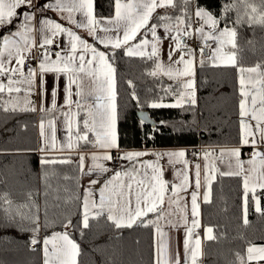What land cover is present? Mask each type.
Wrapping results in <instances>:
<instances>
[{"label":"snow or ice","instance_id":"6c2138e0","mask_svg":"<svg viewBox=\"0 0 264 264\" xmlns=\"http://www.w3.org/2000/svg\"><path fill=\"white\" fill-rule=\"evenodd\" d=\"M241 3L245 0H240ZM194 0H181L180 14L172 17L165 14L156 16L159 23H152L154 14L159 8L177 7L175 0H115L114 15L109 17H97L94 12V0H55L54 3H44L38 6V0H0V94L7 92L10 99L3 101L0 96V106L8 110L11 104L12 110H16L19 104V95L13 97L12 93H25L23 111H35L36 108L30 96L39 89L43 97L46 93V74H54L56 79L61 75L66 78L64 87V103L69 107V112H63L67 125L66 141L61 144L60 151L67 150L68 157L57 161L56 158L48 159L42 157L41 165L53 163H71L70 154L78 150L81 141L91 143L98 149L91 154L92 164L85 172V155L79 153L78 167L82 175L92 176L89 187L83 189L82 208L79 223H73L71 218L62 224L63 231H52L50 235L43 237V264H78L77 257L80 254V246L73 238L76 231L83 235V229L89 227V220L96 219L106 214L107 220L111 221L116 228H132L137 224L155 226V232L159 237L156 243L155 264H197L200 255L201 240L194 233V229L200 227L197 219L199 212L198 195L201 188H204V202H209L211 183L215 179L218 169L215 165L207 162L203 166L195 165L194 190L191 191V227H185V238L183 240V261L180 253L172 252L168 243V233L164 232L157 221L164 218L162 205L167 202L179 205L180 193L186 192L190 186L189 172L181 170L176 172L180 183H173L168 194V183L162 178V166L159 161L167 157L168 163L174 165L183 163L187 169L189 161L185 158V151L154 152L157 157L155 162L144 161L140 168L136 167L138 158L148 155L142 151H128L121 153L117 143L116 124L118 119L115 104V72L114 67L116 50L122 49L128 57L146 58L154 62V68L148 72L156 77L158 74L175 80L180 89L175 102L164 104L151 102L149 107H183L185 104H196L195 89V53L196 50L188 46L185 38H193L202 43L200 52V66L204 64L205 48H208L211 55L208 59L212 66L236 68L239 83V124L240 144L251 145L253 152L247 161L242 160L240 148L221 149L220 159L227 154L234 158L235 168L232 160L229 161L228 172H221L220 175L242 176L243 178V217L244 223L248 224L249 194L254 204L255 212L264 215V208L261 207V197L257 195V189L264 191V151L258 150L264 147V66L256 64L254 67H244L237 61V27L247 24L252 27L254 24L264 26V12H259L255 6L251 7V13L245 11L244 15L237 14L234 21H228V13L235 9L236 4H224L221 8V15L215 16L213 12L205 7L196 6L194 13L190 12L188 5ZM264 3V0H262ZM48 9L58 13H67V21L77 28L87 29L93 38L89 43L76 34L72 29L63 26L51 18H41L40 27L34 29L36 13ZM79 13L80 19H75ZM258 13V14H257ZM193 15L195 23L194 27ZM61 18H64L63 15ZM17 21H19L17 23ZM223 22V27L221 23ZM15 25V31H7L9 26ZM163 28L164 35H158V29ZM40 33L38 47L43 49L36 57L29 54L36 42L32 38L33 32ZM7 31V34L4 32ZM151 36V40L148 36ZM144 37L141 39L140 37ZM64 37L66 42L61 46L55 44L59 50L55 52V59H52L48 46H52L56 38ZM169 40L168 62L165 64L161 59L162 43ZM211 42V43H209ZM96 45H103L104 49L99 50ZM214 45V47H213ZM150 49V50H149ZM179 57L174 59L176 54ZM90 57V58H89ZM35 59L36 67L30 63L25 71L26 60ZM14 61V63H13ZM182 66V67H181ZM7 80V83L3 82ZM131 85V81H129ZM75 86V91H73ZM171 92V86L164 90ZM52 108H44L41 111L52 112L57 108L56 96L57 87L51 90ZM73 96L76 97L73 100ZM133 98L137 99L135 94ZM162 99V98H161ZM75 105L76 112L71 111ZM87 104V109L84 105ZM84 113L82 129L76 124L74 117ZM146 118L141 119V124ZM253 121L255 123H253ZM49 127L52 129L51 142L47 141L44 132V123L41 121V136L45 138V144L41 151L46 152L56 149V129L53 120H50ZM163 123V122H162ZM74 128L76 129L74 131ZM91 134L94 140H90ZM117 149L118 155L113 157L111 149ZM210 153H204L207 161ZM127 160L131 167L122 170L109 169L104 161ZM245 164L249 167L245 168ZM141 168L144 169L141 175ZM147 169L152 170L149 177ZM108 172L114 174L103 181L100 185V178ZM46 179V176L44 177ZM99 186V200L94 198V187ZM47 195V193H45ZM31 198V196H30ZM80 199L79 196L76 197ZM134 201V206H133ZM6 203H11L6 200ZM26 207V206H25ZM39 208L31 216L21 215V219L30 220L34 227L31 243H41L39 233L41 224L39 219ZM155 215L156 220H148V214ZM7 223L15 224V216L8 209H5ZM171 224V222L169 221ZM82 225V228L80 227ZM187 225V220H185ZM45 228L50 227L47 220V209H45ZM173 228L176 225H171ZM213 229L205 227V239H215L212 235ZM35 250V249H33ZM248 264H261L264 261V244H249L246 249ZM239 257V254H237ZM240 264H244L243 257H239Z\"/></svg>","mask_w":264,"mask_h":264},{"label":"trees","instance_id":"16d2710c","mask_svg":"<svg viewBox=\"0 0 264 264\" xmlns=\"http://www.w3.org/2000/svg\"><path fill=\"white\" fill-rule=\"evenodd\" d=\"M113 2L94 0L95 15H110ZM175 3V9L169 7L164 13L156 14L151 22L159 23L157 15H179L181 0H175ZM226 3L236 4L235 9L228 13V21H234L237 14L244 15L246 10L251 13L252 6L257 7L258 13L264 12L262 0H245L243 3L240 0H194L188 8L192 12L199 5L219 17ZM220 26L223 27V22ZM237 32L238 64L251 67L259 63L264 66V26L244 24L237 27ZM114 67L120 148L240 144V96L236 68L216 67L204 60L203 66L199 64L195 72L194 106L151 108V102L175 100L174 93L181 90L180 85L159 74L156 77L149 75L148 72L154 68L153 61L125 56L122 49L116 50ZM169 86L171 92L166 94L164 90ZM7 107L5 111L0 106V264H42L41 243H31L34 225L30 220L21 219L17 213L31 216L37 214L36 208H39L40 241L52 231H63L62 224L68 218L79 223L82 210L80 199L76 197H80V169L72 160L71 163L42 166V157L59 161L69 155H39L36 122L40 115L35 111ZM141 110H147L150 117L160 124H141L136 114ZM79 127L82 129V123ZM81 147H88V144L82 143ZM257 195L261 197V207L264 208V191L258 189ZM243 197L240 176L216 175L211 183L209 202L201 207L202 224L211 227L215 237L203 241L202 264H240L239 257H243L244 264H247L249 244H264V215L255 212L250 193L249 222L245 224ZM6 200L11 203H6ZM5 209L15 216L14 225L7 223ZM45 209L51 225L48 228L43 226ZM73 238L80 246L78 264H154L152 225L137 224L132 228L118 229L103 215L90 219L83 235L76 231Z\"/></svg>","mask_w":264,"mask_h":264},{"label":"crops","instance_id":"0c3cea01","mask_svg":"<svg viewBox=\"0 0 264 264\" xmlns=\"http://www.w3.org/2000/svg\"><path fill=\"white\" fill-rule=\"evenodd\" d=\"M55 0H38V6L43 5L44 3H54ZM114 3L115 0L113 2V12L110 15H114ZM196 8V7H195ZM193 9L192 13H194ZM168 8H159L157 9L156 14L158 13H164ZM154 14V16L156 15ZM63 15L64 18H61V16ZM108 16H97V17H109ZM41 18H51L59 23H61L63 26L68 27L70 29H72L74 32H76L77 35H79L80 37H82L84 40H86L89 43H93V38L89 35L87 29L84 28H77L75 27L73 24L68 23L67 21V13L61 14L58 13L56 11H53L51 9H48L44 12H37L36 13V21L34 22V29H38L40 27L39 25V20ZM75 19L79 20L80 14L77 13L74 17ZM19 21H17L18 23ZM193 22H194V27L198 26L195 23V17L193 15ZM15 25L9 26V29L7 31H15ZM7 31L4 32V34H7ZM158 35L163 36L164 35V31L163 28H159L158 29ZM32 38L33 40L36 42V46H34L32 48L31 54L33 57H36L40 52L43 51V49L39 48V42H40V33L38 31L33 32L32 34ZM141 39H143L144 37H140ZM57 42H59L61 44V46H63V44L66 42V38L64 37H60V38H56ZM148 39L151 40V36H148ZM194 41L199 42L195 39V37L192 38ZM169 40H164L162 43V52H161V59L162 61L167 64L168 62V47H169ZM201 44V47L203 46L201 42H199ZM211 43V42H209ZM99 50H104V51H111V49H104L103 45H96ZM214 47V45H213ZM150 50V49H149ZM124 52V51H123ZM205 59L209 62L210 65L211 61L208 59V56L211 55L210 51L208 48H205ZM179 57V53L176 54V56L174 57V59ZM52 59H55V53L52 54L51 56ZM90 58V57H89ZM195 60H196V64H195V72H196V68L197 66L200 64V52L199 50H196L195 53ZM14 63V61H13ZM31 65L33 67H36L37 65V61L35 59H33V62L31 63ZM182 67V66H181ZM254 67V66H251ZM27 70V68H25V71ZM162 77H165L167 79H169L167 76L159 74ZM46 79V88L47 91L46 93L43 95V97L39 94V89L36 90V92H34L31 96L30 99L33 103V106L36 108L35 113L37 115H40L37 119L36 122V138H37V153L39 155H44V154H50V155H69V152L67 150L61 152L60 146L62 143H64L66 141V137H67V125L65 122V117L63 116V112H69V107L65 105L64 103V97H65V93H64V87L66 84V78L61 75L59 77V79H56L54 74H46L45 76ZM172 80V79H171ZM4 83H7L6 79H3ZM237 82H238V76H237ZM57 87V96H56V105L57 108L55 110H53L52 112H45V111H41V106H43L44 108H52V96H51V90L53 87ZM195 89H196V79H195ZM238 90H239V83H238ZM73 91H75V86H73ZM3 97V100L6 102L10 99L9 95L7 94V92L0 94ZM19 95V104L17 109H23L24 108V98H25V93L21 92L19 94L16 93H12V96L15 97ZM76 97L73 96V100H75ZM115 104H116V93H115ZM8 106L11 107V104H9ZM87 104L84 105V109H87ZM71 111L72 112H76V107L73 104L71 106ZM238 112H239V107H238ZM46 114V117H42L41 115ZM81 119H79V116L74 117L76 124L79 126L80 123H82L83 119H84V113L83 111H81ZM53 120L54 124H55V135H56V149L54 150H49L46 152H42L41 148L42 146L45 144V138H47L48 142H51V137H52V129L49 127V121ZM41 121H43L44 123V132H45V138H42L41 136ZM253 123H255L253 121ZM76 129L74 128V131ZM116 131H117V143H118V128H117V124H116ZM90 136V140H94V137L91 136V134H89ZM84 144L85 142L81 141L79 146H78V150L77 151H73L71 152V157L75 159L74 161H76L77 163L79 162V153H83L85 155V172L87 171V167L89 165L92 164V161L90 159V156L92 153L97 152L98 149H96L95 147L92 146L91 143H86L88 144V147L82 148L81 144ZM232 148H240L241 151V159L247 161L248 159L251 158L250 156H247L245 153L246 151H253V148L251 145H246V146H242L241 144L238 145H230V146H217V147H213V146H197L195 148H185V147H138V148H120L119 147V151L121 153L123 152H128V151H142V152H147L148 155L142 156L140 158H138V160L135 162L136 163V167L140 168L142 162L144 161H152L155 162L157 160V157L152 155L151 153L154 152H167V151H180L183 150L185 151L186 155L185 158L187 161H189V165L188 168L185 169L183 163H176L174 165H170L168 163V159L167 157L163 158L162 160L159 161V166H162V170H163V176L162 178L168 183V194L170 195V189H171V185L173 183L179 184L180 183V179L177 178L176 176V172L177 171H181V170H186L189 172V188L186 192H181L180 193V201H179V205L177 206L176 204H172L171 206H169L168 202H167V195L165 197V203L162 205L163 211H164V218L157 221L158 225L161 227V229L168 233V243H169V247L170 250L172 252H179L180 256H181V261H183V240L185 238V227H191V221H192V215H191V191L194 190V172H195V165L196 164H200L201 165V173L203 176V166L204 164L207 162L210 166L211 165H215V167L218 169V171L215 174V177L217 174H220L221 172H228L230 171L229 169V161L232 160V165H233V169L235 168V161L234 158H230L227 154L224 155L223 157V162H221L220 159V152L221 149H232ZM258 150L260 151H264V147L259 148ZM208 152L210 153V155L208 156L207 161H205L204 159V153ZM111 155L113 157H116L118 155V151L117 149H111ZM105 164L106 167H108L109 169H115V170H122V166L124 168H130L131 165L129 163V161L127 160H119L118 164H113L112 161H104L103 162ZM249 167L247 164H245V168ZM143 171L144 169L141 168V175H143ZM148 175L149 177L152 174V170L151 169H147ZM114 173L113 172H108L105 173L101 178H100V185L103 184V181L105 179H109ZM96 176L95 174L92 176H88V175H82L81 171H80V175H79V182H80V202H81V213L83 212V208H82V199H83V189L88 188L89 187V181L90 179H95ZM241 181H242V188H243V178L242 176H240ZM213 182V181H212ZM100 185H96L93 186L94 187V198L98 201L99 200V186ZM258 190V189H257ZM203 192H204V188H201L199 191V195H198V203H199V215L197 217V219L199 220L200 223V227L194 229V233L196 235H198L200 237L201 240V245H200V255L198 256V261L197 264H202L201 263V259H202V255H203V241H204V237H205V233H204V229L206 226H204L202 224V218H201V207L202 204L205 203L204 199H203ZM210 196H211V189H210ZM210 199V197H209ZM133 206H134V201H133ZM254 206V204H253ZM106 215V214H105ZM148 220H156V217L154 214L149 213ZM185 220H187V225H185ZM169 221L171 222V224L169 223ZM171 225H176L177 227L173 228ZM153 226V245H154V264H155V259H156V243L159 239V237L157 236L156 232H155V226ZM43 241V239H42ZM41 241L40 244V251H41V262L43 264V243ZM256 245H261V244H256ZM246 261H247V253H246ZM248 264V261H247ZM252 264H255V262H252ZM261 264H264V261L261 262Z\"/></svg>","mask_w":264,"mask_h":264},{"label":"built area","instance_id":"2783aa9c","mask_svg":"<svg viewBox=\"0 0 264 264\" xmlns=\"http://www.w3.org/2000/svg\"><path fill=\"white\" fill-rule=\"evenodd\" d=\"M185 42L187 43L188 46L192 47V48L195 49V50H199V49L201 48V44H200L199 42L194 41L192 38H190V39H189V38H185ZM56 43H57V39L54 40V43H53L52 46H48V50L51 52V54H53V53H55L56 51L59 50V49L56 48V46H55ZM29 55H30L31 57H33L31 53H30ZM32 62H33V59L26 60L25 68H27L28 64H29V63L31 64ZM252 152H253V151H246L245 154H246L247 156H250V155L252 154ZM71 160L74 161L75 159L71 158ZM118 162H119V159H116V160H113V161H112L113 164H118Z\"/></svg>","mask_w":264,"mask_h":264},{"label":"water","instance_id":"95a60500","mask_svg":"<svg viewBox=\"0 0 264 264\" xmlns=\"http://www.w3.org/2000/svg\"><path fill=\"white\" fill-rule=\"evenodd\" d=\"M136 114H137V117L139 118L140 121L142 118H146L145 124H147V125L156 126V125L160 124L150 117L147 110L137 111Z\"/></svg>","mask_w":264,"mask_h":264},{"label":"rangeland","instance_id":"374dc122","mask_svg":"<svg viewBox=\"0 0 264 264\" xmlns=\"http://www.w3.org/2000/svg\"><path fill=\"white\" fill-rule=\"evenodd\" d=\"M155 102H160V103H164V104H171V103H174L175 100H172V101H155Z\"/></svg>","mask_w":264,"mask_h":264}]
</instances>
